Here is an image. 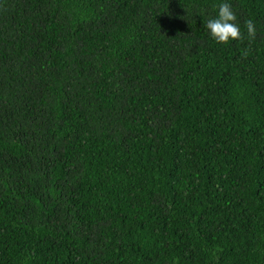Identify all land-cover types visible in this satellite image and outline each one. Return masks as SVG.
Returning <instances> with one entry per match:
<instances>
[{
  "label": "trees",
  "instance_id": "trees-1",
  "mask_svg": "<svg viewBox=\"0 0 264 264\" xmlns=\"http://www.w3.org/2000/svg\"><path fill=\"white\" fill-rule=\"evenodd\" d=\"M0 264H264V0H0Z\"/></svg>",
  "mask_w": 264,
  "mask_h": 264
},
{
  "label": "clouds",
  "instance_id": "clouds-1",
  "mask_svg": "<svg viewBox=\"0 0 264 264\" xmlns=\"http://www.w3.org/2000/svg\"><path fill=\"white\" fill-rule=\"evenodd\" d=\"M237 16L232 5L223 2L217 6L215 18L208 19L204 26L217 44H229L231 41H243L245 33H242L240 26L236 23ZM246 36L249 41L247 48L242 50V57L247 58L251 53V42L256 39L257 31L253 20L245 21Z\"/></svg>",
  "mask_w": 264,
  "mask_h": 264
}]
</instances>
